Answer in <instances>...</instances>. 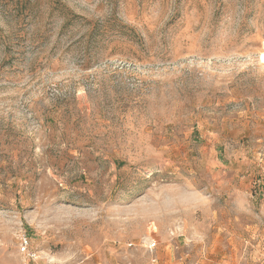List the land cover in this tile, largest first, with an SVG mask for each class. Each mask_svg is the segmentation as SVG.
<instances>
[{
	"label": "rangeland",
	"instance_id": "1",
	"mask_svg": "<svg viewBox=\"0 0 264 264\" xmlns=\"http://www.w3.org/2000/svg\"><path fill=\"white\" fill-rule=\"evenodd\" d=\"M0 264H264V0H0Z\"/></svg>",
	"mask_w": 264,
	"mask_h": 264
},
{
	"label": "built area",
	"instance_id": "2",
	"mask_svg": "<svg viewBox=\"0 0 264 264\" xmlns=\"http://www.w3.org/2000/svg\"><path fill=\"white\" fill-rule=\"evenodd\" d=\"M22 246L24 249L27 248V246H28V240L27 239L24 238Z\"/></svg>",
	"mask_w": 264,
	"mask_h": 264
}]
</instances>
